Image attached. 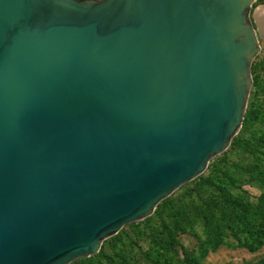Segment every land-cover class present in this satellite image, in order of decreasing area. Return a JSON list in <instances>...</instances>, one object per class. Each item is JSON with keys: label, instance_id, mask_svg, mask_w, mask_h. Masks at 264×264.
Listing matches in <instances>:
<instances>
[{"label": "water", "instance_id": "obj_1", "mask_svg": "<svg viewBox=\"0 0 264 264\" xmlns=\"http://www.w3.org/2000/svg\"><path fill=\"white\" fill-rule=\"evenodd\" d=\"M255 0H0V264H69L239 131Z\"/></svg>", "mask_w": 264, "mask_h": 264}, {"label": "trees", "instance_id": "obj_2", "mask_svg": "<svg viewBox=\"0 0 264 264\" xmlns=\"http://www.w3.org/2000/svg\"><path fill=\"white\" fill-rule=\"evenodd\" d=\"M251 72L253 91H250L239 130L242 135L232 138L230 148H241L255 156L258 148L264 146V135L251 134L246 139L243 136L244 130H248L262 115L260 106L255 102L260 88L254 66H251ZM261 166V163L252 162L250 171L252 179L264 186V170ZM216 168L217 165L212 164L207 175L200 174L191 180L194 181L191 188L166 197L157 204L151 215L138 222L128 223L136 236L147 243L143 250L146 264H202L210 252L231 242L249 251L264 245V193L252 199L245 190L233 191V175L227 168ZM123 233H117V236L120 238ZM181 235L193 238L194 247L185 246L180 240ZM102 252L103 247L96 255L77 261L98 264ZM118 256L124 257L120 253ZM260 263L257 261L253 264Z\"/></svg>", "mask_w": 264, "mask_h": 264}, {"label": "rangeland", "instance_id": "obj_3", "mask_svg": "<svg viewBox=\"0 0 264 264\" xmlns=\"http://www.w3.org/2000/svg\"><path fill=\"white\" fill-rule=\"evenodd\" d=\"M263 4L264 0H255L250 8V17L256 28L260 47L251 66H254L259 83L260 89L255 102L260 106L259 109L262 115L258 121L252 123V126L248 130H244L243 136L245 139L249 138L251 134L255 136L264 135V32L259 31L253 15L254 10ZM251 90L253 91V87ZM237 135H242V133L238 131L235 136ZM230 147L229 145L225 151L213 157L201 175H207L211 170L212 164L217 165L216 170L218 168H227L234 178L235 187L232 188L233 191L239 192L240 190H245L252 199L257 198L261 193H264V186H261L252 179L250 165L252 162L261 163V168L264 170V146L258 148L255 156H252L241 148L237 150L231 149ZM193 185L194 181H188L175 189L170 195L175 196L185 189L191 188ZM132 229L127 223L117 232H124L121 235L119 234L120 238L116 233L103 240L100 246V248L103 247V252L101 253V257L98 258V264H146L143 259V250L146 249L147 243L145 240L137 237ZM180 240L185 246L189 248L194 247L195 241L190 236L181 235ZM231 243L230 245H223L210 252L202 261V264H253L257 261H261L260 264H264V245L255 251H249L245 247L236 246L234 242ZM99 251L100 249L93 255H96ZM117 253L123 254L124 257H119ZM74 264H82V262L77 261Z\"/></svg>", "mask_w": 264, "mask_h": 264}, {"label": "bare ground", "instance_id": "obj_4", "mask_svg": "<svg viewBox=\"0 0 264 264\" xmlns=\"http://www.w3.org/2000/svg\"><path fill=\"white\" fill-rule=\"evenodd\" d=\"M254 19L259 28V31L264 32V4L258 6L254 10Z\"/></svg>", "mask_w": 264, "mask_h": 264}]
</instances>
